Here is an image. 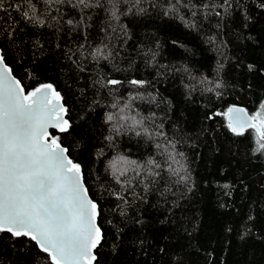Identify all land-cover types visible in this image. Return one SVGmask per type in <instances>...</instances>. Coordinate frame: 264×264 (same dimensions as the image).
<instances>
[{
    "label": "snow or ice",
    "instance_id": "obj_1",
    "mask_svg": "<svg viewBox=\"0 0 264 264\" xmlns=\"http://www.w3.org/2000/svg\"><path fill=\"white\" fill-rule=\"evenodd\" d=\"M260 3L264 8V0ZM236 7L237 0H0V234L34 242L50 264H98L96 250L105 239L100 224L105 213L90 195V177L94 175L101 196L107 193L112 198L110 211L122 217L128 215L126 208L139 207L137 201L148 204L154 191L161 198L158 203H166L172 187L187 185L190 179L184 153L176 151L178 141L168 136L163 120L157 122L155 112L145 115L136 106L142 101L159 107V102L151 93L140 92L127 99L112 97L107 105L111 110L103 113L101 130L94 129L92 137L97 141L92 163L102 165L103 171L95 167L86 171L72 158V148L62 143V136L73 128L62 94L46 82L26 89L8 63L11 52L33 63L54 57L69 71L74 66L85 72L91 63L96 71L89 77L90 86L97 94L107 89L111 96L123 81L108 78L104 69L111 66L119 71L117 57L131 66L135 50L146 65L157 64L156 49L143 42L130 43L136 39L132 26L145 20L174 21L189 32L203 33L205 43L216 45ZM249 19L244 16L245 27ZM46 37L56 38L54 47L45 46ZM222 68L218 62V71ZM157 75L164 73L158 70ZM128 83L141 89L149 82L133 78ZM222 87L219 80L207 77L185 85L190 92L200 89L218 97ZM93 103L103 106L95 99ZM216 115H223L237 137L254 130L256 151L264 154V104L254 115L235 106ZM85 118L86 114L81 116ZM125 141L142 147L143 155L133 159L122 152Z\"/></svg>",
    "mask_w": 264,
    "mask_h": 264
},
{
    "label": "trees",
    "instance_id": "obj_2",
    "mask_svg": "<svg viewBox=\"0 0 264 264\" xmlns=\"http://www.w3.org/2000/svg\"><path fill=\"white\" fill-rule=\"evenodd\" d=\"M245 15L250 16L246 27ZM132 30L136 39L130 43L143 42L156 49L157 64L146 65L135 50L131 66L127 59L117 57L119 71L111 66L104 69L108 78L123 81L111 96L107 89L97 94L90 86L89 77L96 71L91 63L86 64L87 71L79 72L74 66L69 71L54 57L33 63L11 52L8 60L26 89L46 82L62 94L70 109L67 118L73 123L62 143L72 148V158L86 171L94 167L103 171L102 165L92 163L97 143L92 137L94 129L101 130L103 113L111 110L107 105L113 96L154 95L159 107L142 101L136 106L145 115L155 112L168 136L178 141L176 151L184 153L183 162L190 172L187 185L173 186L166 203H158L161 198L154 191L148 204L137 201L139 207L126 208V217L110 211L112 198L107 193L101 196L94 175L89 178L90 195L99 200L105 213L100 221L105 239L96 250L98 264H264V154L256 151L254 130L237 137L228 130L223 115H216L230 106L243 107L254 115L264 104V8L260 0H237L216 45L205 43L203 33L189 32L174 21L145 20ZM43 39L46 47H54L55 37ZM218 62L223 63L219 71ZM158 70L164 75L158 76ZM201 77L219 80L223 87L217 91L222 95L185 88ZM133 78L149 83L136 89L128 83ZM94 99L103 106L95 105ZM121 151L137 159L145 150L134 141H125ZM0 264L50 262L26 238L12 240L0 234Z\"/></svg>",
    "mask_w": 264,
    "mask_h": 264
},
{
    "label": "water",
    "instance_id": "obj_3",
    "mask_svg": "<svg viewBox=\"0 0 264 264\" xmlns=\"http://www.w3.org/2000/svg\"><path fill=\"white\" fill-rule=\"evenodd\" d=\"M235 107L243 108V107H240V106H235ZM243 109H244V108H243ZM244 110H245V109H244ZM245 111L247 112V110H245ZM247 113H248V112H247ZM248 114H249V113H248ZM249 115H250V114H249ZM66 118H67V117H66ZM49 131H50V132H52V131L56 132L54 129H50ZM246 131H247V130H246ZM246 131H245V132H246ZM33 243H34V242H33Z\"/></svg>",
    "mask_w": 264,
    "mask_h": 264
}]
</instances>
